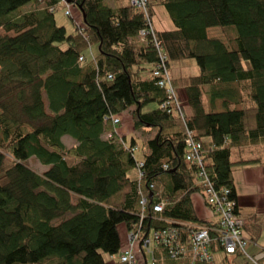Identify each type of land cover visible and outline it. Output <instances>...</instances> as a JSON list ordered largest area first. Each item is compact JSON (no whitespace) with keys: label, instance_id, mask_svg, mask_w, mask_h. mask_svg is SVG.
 I'll use <instances>...</instances> for the list:
<instances>
[{"label":"trees","instance_id":"16d2710c","mask_svg":"<svg viewBox=\"0 0 264 264\" xmlns=\"http://www.w3.org/2000/svg\"><path fill=\"white\" fill-rule=\"evenodd\" d=\"M131 1L72 0L67 13L64 0H0V264H121L122 225L187 238L183 224L200 222L190 196L203 194L186 160L190 135L214 187L234 201V169L261 161H234L233 151L264 152V0H147L149 19ZM61 3L67 16L82 13L72 33L57 24ZM161 16L170 29L156 28ZM150 23L154 36L142 37ZM157 46L175 98L154 76ZM191 60L199 74L174 72ZM131 109L136 130L152 136L142 160L118 131ZM141 164L142 179L130 178Z\"/></svg>","mask_w":264,"mask_h":264},{"label":"built area","instance_id":"2783aa9c","mask_svg":"<svg viewBox=\"0 0 264 264\" xmlns=\"http://www.w3.org/2000/svg\"><path fill=\"white\" fill-rule=\"evenodd\" d=\"M132 6L141 9L143 12L148 6L147 0H132ZM68 12L70 7L68 4ZM146 15L148 13H145ZM149 30L141 31V36L146 37L149 34L154 36V28L149 24ZM158 47L159 61L155 67L154 76L159 81V86H169L168 94L175 98V91L171 85V73L168 68V57L164 50ZM82 60V58H81ZM120 120L114 119V124L118 125ZM187 153L186 160L193 165L199 167V184L203 186V194L206 202L213 208L219 217L217 224H183L189 228V235L183 238L181 232L177 228L167 227L154 230L152 237H144L140 230H132L128 232L127 246L119 257L121 264H138L136 245L138 241L144 249L148 251L153 244L155 248L163 249L168 256L174 260H185L188 264H196L197 262L210 263L214 260L213 248L219 246L227 255L245 256L248 262L252 264H264V249L258 254L251 255L245 249L249 240H245L243 236V229L245 222L237 213L236 202L229 198L230 191L217 190L213 182L209 179L205 170L204 162V146L201 142L196 141L193 136H189L185 142ZM164 169L169 168L168 164H164ZM143 164L137 168V172L132 173L130 178L142 179L144 173L142 172ZM153 188V187H152ZM141 203L143 207H147L149 200L146 196L141 195ZM167 205L166 201H162L153 206L154 214H161L164 212ZM146 209H144V212ZM144 218L145 214H142ZM182 225V224H181Z\"/></svg>","mask_w":264,"mask_h":264},{"label":"crops","instance_id":"0c3cea01","mask_svg":"<svg viewBox=\"0 0 264 264\" xmlns=\"http://www.w3.org/2000/svg\"><path fill=\"white\" fill-rule=\"evenodd\" d=\"M76 16V20L82 24L83 17L81 11L74 12ZM162 26V28H161ZM172 27V24L169 20H166V18L163 16L162 25L159 24L157 21L156 28L157 29H170ZM97 48L92 49V54L95 56L97 52H95ZM193 61V60H191ZM186 62V61H184ZM182 62V63H184ZM182 63H179L178 66L174 68V72H176L178 75L181 76H193L197 75L200 72V69L198 66H195L193 62H188L190 64L187 65H181ZM180 65V66H179ZM188 66V72L189 67L190 69L195 72V74L190 75V73L185 74L186 68ZM195 69V70H194ZM182 90H179V95L181 97L182 104L187 106L186 101V95L183 91V94H181ZM208 108V106H207ZM188 110V113H191V110L186 107ZM133 109L126 112L130 115V123H132V128L134 127V133H132V136H135L137 138L142 137L144 138V144H146V141L149 140L151 137L149 135V132L143 133V131L136 130L135 128V122L132 115ZM120 135L126 139V133L122 134L121 129H118ZM136 140V138H133ZM211 138L208 137L204 140L205 143H211ZM137 142V140H136ZM137 145V144H135ZM137 152L140 151L139 146L137 147ZM136 152V156H137ZM234 161H240V159H243L244 161H256L261 160L260 162H256L255 164H251L249 166L245 167H236L233 172L234 176V182L236 187V208L238 215L241 219L245 222V227L243 229V236L246 237L251 243V248L248 251L251 255L258 254L262 249H264V152L259 147H248L244 149V151L240 150H234ZM139 160V159H138ZM142 160V158L140 159ZM191 203L194 208V212L196 217L200 220L198 224H204L203 222H210L211 224H217L219 221L218 215L215 213L213 208L209 207V205L206 202V199L202 192L193 193L191 196ZM155 229H152L147 235L145 236L142 232V235L144 237H152V234ZM128 232L129 230L125 225H122L120 228V234L121 239L123 241L124 247L127 246V238H128ZM220 251H213L214 260L219 264H225L229 261V257L238 258L241 257V254L236 255H227L225 258L222 259V261L218 262L216 260V254ZM136 254L138 259V264H171L168 260V254L161 248H155L154 245H151L150 250L144 249L141 245V242L138 241L136 245ZM228 256V257H227ZM233 259V261H234ZM109 260H115L117 261L118 258H109ZM245 260V259H244ZM182 261V260H181ZM235 262V261H234ZM246 264H252L251 262L245 261ZM177 264H187L184 261L182 262H176ZM230 264H232L230 262Z\"/></svg>","mask_w":264,"mask_h":264},{"label":"rangeland","instance_id":"374dc122","mask_svg":"<svg viewBox=\"0 0 264 264\" xmlns=\"http://www.w3.org/2000/svg\"><path fill=\"white\" fill-rule=\"evenodd\" d=\"M64 7L65 6L62 3L58 6L57 11L55 13V18H56L57 24L59 26H65L68 30V33H72L77 28L75 26V23L79 22V21H76V19H75L76 16H75L74 12H77V10L79 11V9L77 7H72V17H70V16L65 15V8ZM144 13H149V11L148 10L146 11V9H145ZM149 18H150V16H149ZM165 18H166V20H168L167 17H165ZM161 19L163 20V16H161ZM156 24H157V22H156ZM161 28H162V26H161ZM95 52H97V49L95 50ZM188 62L189 61H186V62L182 63L181 65L183 66V65L190 64ZM190 62H193L195 64V66H197L196 62L194 60L190 61ZM176 66H178V65L177 64L173 65L174 68ZM190 68L191 67H189V72H188V66L186 68H184L186 70L185 74H188V73H190V75L195 74V72H193V70ZM181 94H183V90L181 91ZM119 118L121 119L122 123L118 126V129H121L122 134H124V133L127 134L126 137H127L128 144L131 145L133 142V138H136L138 146L140 148V151L137 152V158L140 160L144 156V147H145L144 138H142V137L137 138L135 136H132V133H134L135 131H134V127L132 128V123H130V115L128 113H124V114L120 115ZM63 142L68 148H71L72 146H74L76 144V142L70 137H64ZM27 164L30 168H32L33 170L37 171L40 174H43L45 171L48 170L47 167L42 166L40 164V162L35 158H31L30 160H28ZM209 207H211V206H209ZM204 224H211V223L206 221V222H204ZM211 225H213V224H211ZM244 239L248 240L246 237H244ZM123 241H124V239H123ZM250 245H251V243H248L247 247L245 248L247 251L250 250V248H251ZM225 256H226L225 252L221 251V252H218L215 257H216V260L218 262H220V261H222L223 258H225ZM107 259L109 260V257H107ZM233 259H234L233 257H231V256L229 257V261L232 264H246L245 261H247V258L243 255H241V257L238 256V258H235L234 259L235 262L233 261Z\"/></svg>","mask_w":264,"mask_h":264},{"label":"water","instance_id":"95a60500","mask_svg":"<svg viewBox=\"0 0 264 264\" xmlns=\"http://www.w3.org/2000/svg\"><path fill=\"white\" fill-rule=\"evenodd\" d=\"M65 2H67L68 4L72 2V0H64Z\"/></svg>","mask_w":264,"mask_h":264},{"label":"bare ground","instance_id":"6f19581e","mask_svg":"<svg viewBox=\"0 0 264 264\" xmlns=\"http://www.w3.org/2000/svg\"><path fill=\"white\" fill-rule=\"evenodd\" d=\"M145 9H146V11H147V10H148V6H147ZM146 18H147V19H149V16H148V14H147Z\"/></svg>","mask_w":264,"mask_h":264}]
</instances>
